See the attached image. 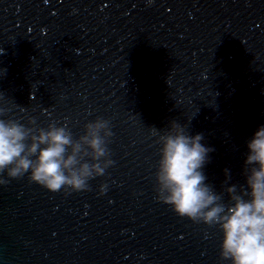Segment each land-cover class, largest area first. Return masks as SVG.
I'll use <instances>...</instances> for the list:
<instances>
[{
	"label": "water",
	"instance_id": "water-1",
	"mask_svg": "<svg viewBox=\"0 0 264 264\" xmlns=\"http://www.w3.org/2000/svg\"><path fill=\"white\" fill-rule=\"evenodd\" d=\"M0 50V119L114 133L86 190L2 174L0 264H231L219 226L158 199L159 138L202 134L205 183L225 204L242 194L264 126V0H0Z\"/></svg>",
	"mask_w": 264,
	"mask_h": 264
},
{
	"label": "clouds",
	"instance_id": "clouds-1",
	"mask_svg": "<svg viewBox=\"0 0 264 264\" xmlns=\"http://www.w3.org/2000/svg\"><path fill=\"white\" fill-rule=\"evenodd\" d=\"M5 111L0 108V115ZM31 123L35 125L34 120ZM85 127V134L76 139L67 124L27 127L15 120L0 119V184L9 182L2 177L5 171L10 178L30 172L31 181L52 192L62 188L86 190L90 179L104 175L114 164L108 149V139L114 133L103 118ZM202 140V134L190 136L178 123L160 136L158 199L181 217L219 226L223 233L221 257L231 264H264V126L248 143L242 194H238L236 185L228 187V204L205 183L202 169L212 149ZM225 173L230 179L228 169Z\"/></svg>",
	"mask_w": 264,
	"mask_h": 264
}]
</instances>
